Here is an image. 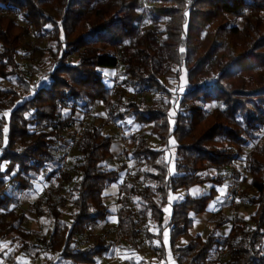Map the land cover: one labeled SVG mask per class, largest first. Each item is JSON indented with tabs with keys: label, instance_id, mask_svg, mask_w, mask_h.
<instances>
[{
	"label": "trees",
	"instance_id": "1",
	"mask_svg": "<svg viewBox=\"0 0 264 264\" xmlns=\"http://www.w3.org/2000/svg\"><path fill=\"white\" fill-rule=\"evenodd\" d=\"M0 10V240L16 248L0 264H21V254L39 248L46 264H96L115 252L114 238L135 253L147 244L163 263L170 254L177 264H264V0H0ZM15 14L47 40L41 79L19 61L26 28ZM106 71L118 72L122 89L107 88ZM185 71L183 87L162 81ZM147 91L157 96L150 101ZM98 105L161 146L139 131L126 138L133 172L120 184L109 239L104 194L127 167L107 168L114 138L94 120ZM71 128L81 129L77 157L60 172L59 140ZM249 144L247 177L233 172L250 185L244 200L253 212L228 237L220 235L229 221L222 211L207 237L192 236L193 216L207 211ZM53 176L57 189L31 206L50 222L42 235L25 226L20 198ZM206 185L205 195L174 203L164 225L172 195Z\"/></svg>",
	"mask_w": 264,
	"mask_h": 264
},
{
	"label": "rangeland",
	"instance_id": "2",
	"mask_svg": "<svg viewBox=\"0 0 264 264\" xmlns=\"http://www.w3.org/2000/svg\"><path fill=\"white\" fill-rule=\"evenodd\" d=\"M1 14H2V11L0 10V15ZM14 17L17 18V21L19 22L20 25H23L26 28V32L22 40L23 49L21 50L20 57H19V61L22 65V68L28 72L29 76H31L32 74L33 75L35 74V78H34L35 80H37L40 77L42 78L43 74H46L49 71V65L45 61L47 40H38L34 36V28L31 25L27 24L21 15L19 16L15 14ZM162 81L171 90H174L176 86L178 85L183 87L187 84V72L186 71L184 72L180 80H177L175 75H168L167 77L162 79ZM104 82L107 88L112 89L113 91L117 89L118 90L122 89V86L117 87L116 85V82L120 83L118 72L106 71ZM0 84L6 85V83L1 80H0ZM130 91L131 90H128V92ZM146 94H148L147 96L150 101L153 100L157 96V94H153L151 92H148ZM132 95L134 96L135 94H132ZM214 107H215V104H212L210 106V108H214ZM84 120L86 119L84 118ZM94 120L96 121L98 125L103 126V131L105 135L111 136L114 138L113 150L116 155L118 154V150H117L118 143L121 142L120 146L122 148V151H124L126 155H124L123 157L118 155L117 158L114 159V161H111V164L110 162L108 163L107 168L110 169V165L114 169L120 167L123 164L126 165L127 169L123 173V177L127 176L128 173L133 172V167L128 161V157H129L128 153L130 151V142L128 141V139H126L131 133H133V131L135 130L136 132L139 131L141 135L143 136L145 135L146 137H148L151 140V146L153 148L155 146V140L152 139V136H150L146 131H141L140 126L137 129L134 128L135 123H133V120H129L130 121L129 122V121H120L119 119H115L111 115L108 114L106 108L102 105H98L96 107L95 114H94ZM63 137L65 140H68V141L72 140L73 138L72 134H65V136ZM63 137L59 140L62 145L65 144L64 143L65 140L63 139ZM251 146L252 144H249L246 148L245 154L242 155L240 160H238L233 165H231L230 169L227 170V173L229 175L228 192L231 186L240 187L242 191L244 192V195H242V197H238V199L237 198L234 199L232 201L233 205H231L229 209L228 208L226 209V212H228L232 220H235V219L237 220L238 218H240V216L243 217L245 214L248 216L249 214L253 212V207L244 200L245 197L252 194V189L250 188V185L248 184V182L244 181L243 179L235 178L234 172H233L235 170L239 173H242L243 174L242 178L247 177L246 173L244 172V169L246 166L247 154ZM0 148H1V141H0ZM64 155L65 154L63 153L62 157H65ZM76 157H77V151L74 148V150L70 153V157L65 158V159L62 158V161L59 158V160L61 161V167L59 169L60 172H64L68 170L69 168H72L73 162L76 159ZM59 182L60 180L58 176H53L51 181H46L44 177L41 178L40 181L37 182L36 184V190H35L36 193H33L30 196H23L22 198H20L21 199L20 203L22 207H24L23 209H26L27 208L26 206L28 204L34 203L37 197H42L46 189L56 190ZM74 183L73 184L65 183V185L66 187L70 188L74 185ZM211 187L212 185H206L204 189L209 190L211 189ZM179 193L176 196H179ZM117 201H118V196H112V195L107 196V203L109 204L111 208L113 217L108 221V225L106 226V231L103 232L104 235L107 234L105 237L106 239H109L111 236L112 238L115 237L114 232L116 230V226L118 222L117 217L115 219V216L117 213V209L119 207ZM174 201L178 202V197H174ZM67 210L69 211L70 207H68ZM241 212H243V214H241ZM66 219H69V217L67 216ZM24 224L27 228L39 230L40 232L47 230L46 223L39 220L38 217H36L31 212L28 213V218ZM210 228L211 226L209 222L208 223L202 222V223H199V225H197L196 230L200 231V234L206 235L210 231ZM99 230L100 229L95 230L94 233L99 232ZM7 240L10 241L11 238L0 240V244L4 243V241H7ZM124 244L122 245V247L124 246ZM115 249L116 250H115L114 256H110L106 259H99L97 264H139L140 259H143L146 262L150 261L151 263H154V264L157 263L156 257L153 256L150 250L145 251L144 249L143 250L144 252L142 254H137L134 252L132 253L131 251L130 252L125 251L123 248H121V246H117V248L115 247ZM19 260L21 264H25V259L23 257L20 256Z\"/></svg>",
	"mask_w": 264,
	"mask_h": 264
},
{
	"label": "crops",
	"instance_id": "3",
	"mask_svg": "<svg viewBox=\"0 0 264 264\" xmlns=\"http://www.w3.org/2000/svg\"><path fill=\"white\" fill-rule=\"evenodd\" d=\"M102 106H104V105H102ZM105 108H106V106H104ZM106 110H107V108H106ZM107 112H108V110H107ZM129 121V120H128ZM133 123H135L134 121H133ZM139 127V125L137 124V123H135V126H134V128L135 129H137ZM104 132V131H103ZM136 132V130L135 131H133V133H135ZM105 134V133H104ZM148 138V137H147ZM149 139V138H148ZM152 139H154L155 140V146H154V148L155 149H160L161 148V146H160V141H158L157 139H155L154 137H152ZM150 140V139H149ZM157 140V141H156ZM150 143H151V140H150ZM159 143V144H158ZM121 142H119L118 143V147H117V150H118V154L116 155L115 153H114V150H113V153H114V157H113V159L112 160H110L109 162H110V164H111V161H114V159H116L117 158V156L119 155V156H121V157H123L124 155H126V153L124 152V151H122V148H121ZM113 148H114V145H113ZM129 161V160H128ZM130 162V161H129ZM124 165V164H123ZM122 166V165H121ZM120 166V167H121ZM119 168V167H118ZM115 169H117V168H115ZM114 168H112L111 167V165H110V170H115ZM124 173V172H123ZM122 178H121V181H120V183H118V184H113L112 186H110L106 191H105V201H106V203H107V196L109 195H112V196H118V199H119V190H120V184L122 183V181H123V179L126 177H123V174H122V176H121ZM40 181V180H39ZM39 181H37V182H39ZM37 182L35 183V185H34V189L33 190H31V191H28V192H26L23 196H30L31 194H33V193H36L35 192V190H36V184H37ZM229 186V181H228V184L227 185H224L223 187H218L217 188V192H218V194H217V196L215 197V199H213L211 202H210V204H209V206H208V208H207V211L206 212H204V213H202V214H199V215H194L193 216V219H194V226H193V228L191 229V235L192 236H198V235H200L201 237H203V238H205V237H207L208 236V234L213 230V225H212V223H211V220H212V218H213V215L214 214H216V213H218L219 211H222L223 212V214L226 216V217H228L229 218V221H228V223H226L223 227H222V229H221V232H220V235L221 236H223V237H228L229 235H230V232H231V230H232V227H233V224H234V222H235V220H232V218L229 216V214H228V212H226V209L228 208H230L231 207V205H233V203L232 202H230L229 200H228V187ZM205 188V186H196V187H193V188H191V189H189V190H180V191H178L176 194H174V195H172L170 198L171 199H169V202H170V204H169V206L167 207L168 209H169V211H167L166 213H167V216H166V220H165V223H164V225L165 226H167L168 224H169V221H170V217H171V213H172V206H173V204L174 203H177V202H175L174 201V197H178V202H181V201H183L186 197H187V195H190V196H193V197H201V196H203V195H205L206 193H208L209 191H210V189L209 190H206V189H204ZM220 188V189H219ZM47 190H49V189H46L45 191H47ZM45 191H44V193H43V196L42 197H37L36 198V200L34 201V203H31V204H28L26 207V209H24V210H26L27 211V218H28V213L29 212H31L32 214H34L32 211H31V206H33L38 200H41L43 197H44V194H45ZM180 192V193H179ZM179 193V196H176L177 194ZM242 195H244V192H242V194L241 195H239V196H237V199H238V197H242ZM23 196H21V198L23 197ZM222 201V202H221ZM117 203H118V201H117ZM108 204V203H107ZM109 205V204H108ZM212 205V206H211ZM118 209H117V213H118V210H119V208H120V205H119V203H118ZM29 207V208H28ZM24 208V207H23ZM112 212V211H111ZM117 213H116V216H115V219H116V217H117V220H118V216H117ZM241 214H243V212H241ZM240 214V215H241ZM245 214V213H244ZM35 215V214H34ZM250 215V214H249ZM249 215L247 216L246 214L243 216V218H245V219H248L249 218ZM36 216V215H35ZM36 217H38V216H36ZM112 217H113V215H112ZM111 217V218H112ZM241 217V216H240ZM110 218V219H111ZM38 219L39 220H41V221H43L44 223H46V229L47 230H45V231H42V232H40L39 230H34V229H32L34 232H39V233H41L42 235H48L49 233H50V230H51V227H50V222H49V220L47 219V218H45V217H38ZM109 219V220H110ZM202 222H206V223H210V226H211V228H210V231L206 234V235H202V234H200V231H197L196 230V228H197V225H199V223H202ZM117 224H118V222H117ZM165 231H167V233H168V236H167V241H165V244L169 247V237H170V228L169 227H167L166 229H165ZM2 243V242H1ZM18 248V247H17ZM123 249L125 250V251H129L128 250V244H124V246H123ZM145 251L146 250H150L149 248H148V245L147 244H145ZM143 249V250H144ZM142 250V252L141 253H137V254H142L144 251ZM16 251V248H13V246H12V243H11V241H4V243H2V244H0V261L3 259V256L5 255V256H7L8 254H10V253H13V252H15ZM151 252H152V254H153V256H155L156 257V259H157V263H155V264H177L176 263V261L174 260V258L169 254L168 255V258H167V260H166V262H162V261H160V259L155 255V253L152 251V250H150ZM130 252V251H129ZM133 253V252H132ZM135 253V252H134ZM167 253H170V249H168L167 250ZM115 255V252L112 254H109L107 257H105V258H101V259H106V258H108V257H110V256H114ZM21 257H23L24 259H25V264H46V262H47V258H46V256L42 253V249L41 248H39V249H37L35 252H33L32 254H30V255H20ZM19 256V257H20ZM99 260V259H98ZM98 260H97V263H98ZM96 263V264H97ZM139 264H154V263H151L150 261L149 262H146L145 260H143V259H140V263Z\"/></svg>",
	"mask_w": 264,
	"mask_h": 264
},
{
	"label": "built area",
	"instance_id": "4",
	"mask_svg": "<svg viewBox=\"0 0 264 264\" xmlns=\"http://www.w3.org/2000/svg\"><path fill=\"white\" fill-rule=\"evenodd\" d=\"M118 84L119 83L116 82L117 87H118ZM66 134H72L73 138H72V140L68 141V140H65L64 137H63V139L65 140V142H64L65 144L63 145L64 148H65L64 149V154H65L64 156L65 157H63L64 159L70 157V153L74 150L78 140L81 137V129L71 128V129L68 130V132ZM242 192L243 191H242V189L240 187L231 186V188H230V190L228 192V200L230 202H232L234 199L237 198V196L241 195ZM114 242H115L116 246H120L122 241L120 239H118V238H114Z\"/></svg>",
	"mask_w": 264,
	"mask_h": 264
},
{
	"label": "snow or ice",
	"instance_id": "5",
	"mask_svg": "<svg viewBox=\"0 0 264 264\" xmlns=\"http://www.w3.org/2000/svg\"><path fill=\"white\" fill-rule=\"evenodd\" d=\"M48 27L50 28L51 25H48ZM180 51L183 52L184 50L181 49ZM4 115L7 116L8 113H5ZM129 122H130V121H129ZM4 131L6 132V131H7V128H5ZM170 143H174V141H170ZM158 162H159V161H158ZM170 174H171V170H170ZM170 199H171V198H170ZM221 202H222V201H221ZM164 211L167 212V211H169V209H168V208H165ZM163 235H164V239H165V241H167V236H168L167 231H165Z\"/></svg>",
	"mask_w": 264,
	"mask_h": 264
}]
</instances>
